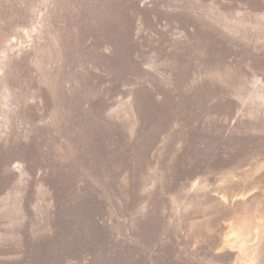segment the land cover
Masks as SVG:
<instances>
[{"label": "rangeland", "instance_id": "obj_1", "mask_svg": "<svg viewBox=\"0 0 264 264\" xmlns=\"http://www.w3.org/2000/svg\"><path fill=\"white\" fill-rule=\"evenodd\" d=\"M0 264H264V0H0Z\"/></svg>", "mask_w": 264, "mask_h": 264}]
</instances>
